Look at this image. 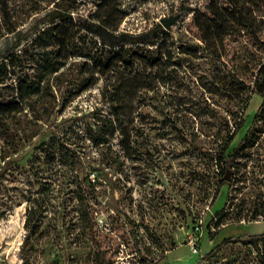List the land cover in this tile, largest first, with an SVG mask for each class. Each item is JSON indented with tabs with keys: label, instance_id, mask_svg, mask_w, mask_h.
Listing matches in <instances>:
<instances>
[{
	"label": "rangeland",
	"instance_id": "rangeland-1",
	"mask_svg": "<svg viewBox=\"0 0 264 264\" xmlns=\"http://www.w3.org/2000/svg\"><path fill=\"white\" fill-rule=\"evenodd\" d=\"M53 1L35 9L39 0H0V53ZM68 1L75 21L85 23L88 57L70 59L58 77L48 78L52 96L43 105L50 108V119L34 129L36 135L18 153L0 159V172L10 162L0 179V264H197L219 245L218 256L201 264H261L264 243L258 253L252 244L223 242L264 233V133L258 146L236 158L229 180L224 178L230 185L221 189L222 175L211 158L218 145L215 131L226 120L234 122L229 111L237 109L234 81L254 91L264 66V0H240L248 25L211 47L215 54L194 20L212 18V2L231 10L230 0H118L125 12L121 31L139 34L158 24L163 29L158 65L138 64L130 71L139 73L141 82L130 81L120 65L108 74L94 70L103 43L91 30L104 0ZM175 15L179 19L166 30L160 20ZM180 45L184 52L178 49L164 66L167 50ZM31 53L19 60L20 68L33 65ZM83 77L91 84L78 93ZM243 93L249 96L244 123L228 152L251 131L263 103L257 92L245 88ZM118 102L136 117L129 154L118 132L106 147L86 139L88 127ZM258 127L264 129V119ZM47 146L58 150L54 164L40 152ZM85 194L92 214L88 223L75 213L76 196L85 203ZM33 204L42 222L23 245Z\"/></svg>",
	"mask_w": 264,
	"mask_h": 264
},
{
	"label": "trees",
	"instance_id": "trees-1",
	"mask_svg": "<svg viewBox=\"0 0 264 264\" xmlns=\"http://www.w3.org/2000/svg\"><path fill=\"white\" fill-rule=\"evenodd\" d=\"M44 1L47 0L36 2L37 8L35 9L43 7ZM117 1L104 0L100 7L101 10L98 11H101L102 14L95 18L92 25L95 28L91 31L103 43L101 54L95 58L94 70L108 74L120 65L125 69V72L130 73V78H128L130 81L141 82L143 77L137 72L131 73L130 71H135L138 64H144L148 69H154L158 65L161 61V55L157 47L163 29L158 24L139 34L121 31L120 26L124 20L125 12ZM240 5V0H230L231 10H228L220 9L212 2L209 5V10L213 14L212 18L205 16L195 18L194 23L199 27L202 39L212 54L215 52L211 50V47L215 46L218 41H224L226 34L234 31L237 27H247L248 24L244 21V13ZM72 9H74V4L71 1L54 0L52 8H44V12L36 16L32 26L27 31L19 30L16 32L14 43L6 52L0 53V159L2 160L9 159L11 154L18 153L21 150L19 146L23 144L26 146L29 139L36 135L34 129L50 119L52 112L48 106L43 105L46 99L52 96V87L48 78L54 75L58 77L70 59L81 58L85 60L88 57V52L85 51V33L82 34L83 31L85 32V23L81 25L75 21ZM6 30H9L8 33L15 32L11 28ZM32 32L34 33L32 34ZM30 34L32 36H29ZM2 37L3 35L0 34V39ZM24 38H27L26 45L24 48H20ZM180 48H182L181 52H184V47L181 45L175 46L172 50H167L164 66L168 65L172 55ZM29 50H32L29 57L33 65L20 68L19 60L28 55ZM120 75L125 81V74L121 73ZM14 76L17 77L13 79ZM255 83L254 91L260 94L263 103L253 119L251 131L246 134L237 147L228 152L236 130L240 129L244 123L241 116L248 104L249 96H245L243 91L246 88L250 93L254 92L250 90L251 86H246L242 81L236 79L234 86L238 90L233 103L238 110H229L234 122L231 123L230 120H226L224 124H220L214 133L218 145L213 148L215 154L211 160L222 175V178L217 182L218 189L226 184L230 185L224 178L228 172L234 170L236 158L251 152L261 142L264 129L257 128V125L260 120L264 119V66L259 69ZM90 84V79L83 77L79 84L78 93L87 90ZM243 86L245 87L244 90H239V87L242 88ZM121 98L122 96L119 94L118 101ZM39 104L42 106L39 107ZM102 117L95 120L91 127H88L86 139L94 147H106L110 145V135L118 132L120 143L129 154L133 149L135 136L136 117L134 114L125 108L124 102H118L115 107L111 108L110 113ZM26 128L32 131L30 133L24 131ZM20 132L22 135L18 134ZM50 149H52L50 146L42 147L40 152L44 154L45 161L51 160L53 163L55 157L59 158L58 150L53 151L52 149L50 151ZM199 150L201 153L206 151L202 146L199 147ZM61 163H63L62 159L60 163L56 160L55 165H61ZM5 165L6 167L0 172V179H3L8 171L9 160L5 162ZM213 199L216 200V196ZM76 200L79 205L75 210L76 215L80 222L88 223L91 221L92 214L86 194L85 203L81 196H76ZM41 222L35 205L29 206L25 220L28 235L25 237L23 245L27 243L29 236L37 232ZM230 242L252 244L259 253V243H264V233L230 238L223 243ZM220 249L221 245L214 248L197 264L211 262L218 256ZM260 262L264 264V256L262 255Z\"/></svg>",
	"mask_w": 264,
	"mask_h": 264
},
{
	"label": "water",
	"instance_id": "water-1",
	"mask_svg": "<svg viewBox=\"0 0 264 264\" xmlns=\"http://www.w3.org/2000/svg\"><path fill=\"white\" fill-rule=\"evenodd\" d=\"M179 19V15L164 17L160 20V23L166 28V30H170L172 25ZM229 172L225 179L229 180Z\"/></svg>",
	"mask_w": 264,
	"mask_h": 264
},
{
	"label": "built area",
	"instance_id": "built-area-1",
	"mask_svg": "<svg viewBox=\"0 0 264 264\" xmlns=\"http://www.w3.org/2000/svg\"><path fill=\"white\" fill-rule=\"evenodd\" d=\"M193 249H195V246H193Z\"/></svg>",
	"mask_w": 264,
	"mask_h": 264
}]
</instances>
